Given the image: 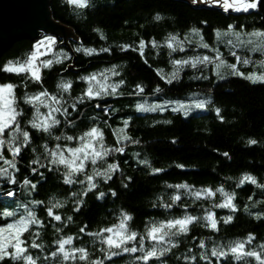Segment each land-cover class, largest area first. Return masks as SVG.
<instances>
[{
  "label": "trees",
  "instance_id": "1",
  "mask_svg": "<svg viewBox=\"0 0 264 264\" xmlns=\"http://www.w3.org/2000/svg\"><path fill=\"white\" fill-rule=\"evenodd\" d=\"M49 4L53 22L70 31L72 35L67 38L66 43L58 39L54 52L41 59H51L61 50L72 58L66 60L63 66L54 65L51 70L44 69L42 87L56 93L57 84L63 77L73 81L72 96H76L86 87L79 76L101 71L112 65H118L117 70L120 72V76L112 77V80L123 78L126 81L121 88L123 95L94 100L79 106L77 111L70 109L71 118L77 126L71 127L62 123L55 134L79 135L93 126L95 117V124L105 129L106 142L111 146L115 137L111 135V129H108L104 121L107 120L113 128H119L123 126L124 120L130 119L129 134L139 139L140 143L127 144L125 154H114L109 159V162L119 161L123 174L132 176L134 182L129 184L128 189H123L120 186L121 174L117 173L113 177L114 183L110 181L109 184L117 190L118 196L109 195L105 200L87 198L86 206L80 213L72 211L75 205L70 195L72 191H78L80 186L65 185L60 172H48L39 165L30 163L31 159L41 156L45 142L49 148H54L56 141L45 135L25 149L22 157L15 158L20 169L19 173L16 172L17 183L7 184L4 180L6 184L0 185V212L5 206H20L25 202L45 220L46 226L43 229L33 228V233L39 230V238L28 236L29 240L36 238V242L43 246L41 249H30L34 257H39L37 264H61V257L58 255L53 258L51 253L57 249L55 241L69 235L74 237L75 246L89 250L91 259H102L105 254L100 252L102 245L99 239L86 233L99 231L100 228L115 223L121 209L133 216L131 227L141 235L144 234L146 225L153 221L177 218L185 213L202 216L210 208L212 201H205L203 198L197 201L183 189L167 187L169 184L181 183H187L196 190L206 187L215 189L223 185L226 191L236 193L234 202L238 211L233 213L228 208H213L218 219L232 215L233 221L224 224L221 220L218 232H213L202 224L195 225L187 237L179 238L180 246L174 249V254H169L160 261H149L148 264H186L183 260L177 261L176 257L189 255L188 248L197 245L200 239L205 240L210 252L213 242L226 246L233 241L246 240L249 234L256 239L246 245V250L264 253V249L260 247L264 244V189L249 182L237 187L239 180L246 174L254 176L258 184H264V85L252 84L237 77L212 83L211 74L206 75L210 77L209 80L195 79L200 76L199 70L190 67L184 68L179 80L173 81L171 85L156 75V69H162L165 74L172 71L171 59L184 58L180 53L169 57V49L164 43L170 34L182 38L184 32L196 28L210 39L214 30L226 29L228 25L236 26V29H264V6L255 11L235 14L205 6H193L188 0H92L93 6L87 9L74 8L66 0H49ZM157 14L162 19L156 20ZM96 29L101 30L103 39ZM153 39L162 47L153 48L149 43L145 49L146 57H141L137 51L132 50L138 47L140 40L150 42ZM35 44L28 39L20 40L0 56V83H13L18 86V103L25 110L22 127L30 130L35 137H41L40 132L31 129L27 124L32 112L28 110L30 106L23 104V94L39 91L40 86L29 82L25 88L23 84L27 77L2 71L3 65L8 61L27 59ZM123 45H131V48L121 51ZM80 46L97 50L107 47L111 52H100L89 57L74 51ZM221 51L230 62H234V58L224 48ZM145 58L148 59V64L144 63ZM136 84L144 87V93L129 95ZM157 84L162 88L160 93L153 92ZM197 90L207 93L206 96L212 104L207 112L189 118L170 111L138 112L135 109L136 103H143L145 100L148 103L163 99L185 100L190 93ZM65 95L67 98V94ZM96 103L115 111L105 116L99 108L94 107ZM217 107L221 109L223 120L215 113L214 109ZM41 111L45 109L42 108ZM250 139H255L257 143L249 144ZM59 143L76 146V142ZM31 148H36L37 151L33 153ZM225 152L228 153L227 157L223 155ZM136 153L140 154L139 158L150 161L152 167L161 168L163 171L152 174L150 169L137 163ZM41 163H46L42 156ZM31 167H36L39 173H43L46 180L38 173H32ZM25 176L34 183L40 181L36 191H30L21 185L20 181ZM101 190L106 191V186H102ZM8 191H12L13 196H7ZM177 191L181 194V201L171 208L163 207L162 204L170 203V196ZM33 199L46 203L53 199L67 201L65 207L58 211L65 217L72 215L73 221L62 224L51 220L44 211L45 205L33 206ZM222 200L223 197L217 193L215 202ZM245 207L248 211H245ZM257 214H261V219H256ZM4 221L5 218L0 216V224ZM84 225H87L86 232L80 233L79 228ZM56 227H62L63 230L58 233ZM192 237L196 239L193 240ZM145 243L147 245L151 242ZM66 247L71 248L72 245ZM200 251L193 248L192 254L198 255ZM141 255V252L121 253L113 257L112 261L105 260V264H144L143 261L136 260ZM210 259L213 264H259L254 257L241 260L233 256ZM8 264L15 262L8 261ZM64 264L72 262L67 261ZM200 264L207 262L200 261Z\"/></svg>",
  "mask_w": 264,
  "mask_h": 264
},
{
  "label": "snow or ice",
  "instance_id": "2",
  "mask_svg": "<svg viewBox=\"0 0 264 264\" xmlns=\"http://www.w3.org/2000/svg\"><path fill=\"white\" fill-rule=\"evenodd\" d=\"M192 2L197 3L198 0H192ZM202 2L208 3L209 0H202ZM66 3L79 9H87L93 6L92 0H66ZM211 3L222 7L225 12L230 9L236 12H249L264 6V0H211ZM155 19L160 20L162 17L157 14ZM96 31L100 33L103 39L104 36L101 30L96 29ZM192 32L199 37L198 40L193 41L187 37L181 39L179 36L169 35L165 41V45L169 49V57H172L173 53L185 52L186 46L192 47L193 45L208 49L212 54H197L187 58L171 59L172 71L170 73L165 74L162 69H156V75L166 84L171 85L173 81L179 80L181 71L186 67L197 69L201 72V75L196 77V79H209L208 76L204 75V70L210 67L217 81H226L231 76L242 78L252 84L264 85V60L257 63L251 56L247 54L241 55L237 51L239 49L245 53H259L264 56V31L245 33L237 31L236 26L228 25L226 31L216 30V45H210L206 42L200 30L193 29ZM245 36H247V39L244 38ZM149 43L153 48L162 47L155 39L150 42L140 40L138 47L132 50L137 51L141 57H146L145 49ZM220 43H224L227 47L228 55L234 58V62H229L225 57V53L218 46ZM56 44L57 40L54 36H45L42 40L37 41L27 59L24 61H8L3 65L2 71L27 77L23 84L25 88L28 87L29 82L40 86L39 91L31 94L25 92L23 94V104L30 106L28 110L32 112L27 124L31 126V129L40 132L41 137H35L30 130L22 127L21 121L25 116V110L18 103V86L13 83H0V159L4 160V163L8 165V167H0V179L15 185L17 177L9 172V168L14 169L17 173L20 172L15 158L22 157L25 149H28L36 139L44 138L46 135L47 138L57 142L54 148H49L47 142L42 145L43 152L41 156L46 163H41V156L31 159L30 163L31 165H39L40 168H44L48 172H60L65 185H79V190L72 191L70 195L72 203L75 205L72 211L80 213L86 206L87 198L105 200L109 195L111 197L118 196L117 190L109 184L110 181L114 183L113 177L117 173L121 174L120 186L123 189H128L129 184L134 182L132 176L123 174L119 161L112 160V162H109V159L114 154H125L127 144H139L140 141L129 134L130 119L124 120L123 126L119 128H113L107 120L104 121L108 129H111V135L115 137L111 146L106 142L105 129L99 124H95V117H93V126L79 135L55 134L59 131L62 123L71 127L77 126L74 119L71 118L70 109L77 111L79 106L94 100L121 96L124 94L121 88L126 83L123 78L112 80V77L120 76V72L117 70L119 66L112 65L101 71L79 76V79L86 84V87L81 90L79 95L72 96L73 81L63 77L57 84L58 91L56 93L49 92L47 88L42 87L44 83L43 70H51L54 65L63 66L66 60L72 58L67 52L61 50L59 54H54L51 59H41L49 53H53ZM130 48L131 45H123L121 46V51H127ZM74 51L91 57L98 55L100 52H111V49L102 47L97 50L96 48L80 46L75 48ZM144 63L148 64L147 58L144 59ZM248 65H254L258 70L247 72L241 70V66ZM144 91L145 89L141 84H136L129 95L143 94ZM161 91L162 88L159 84L153 89L154 93H160ZM65 94H67V98ZM69 100H71V103H69ZM210 104H212L210 99H192L190 102L169 100L152 104L145 100L143 103H136L135 109L138 112H164L170 107L172 112L183 113L187 116L192 109H206ZM94 107L99 108L105 116L115 111V109L109 107H102L100 103H96ZM42 108L45 111H41ZM214 110L217 116L223 120L221 109L217 107ZM165 123H171V121H165ZM60 141L76 142V146H70L68 143H59ZM248 143L256 144L257 141L250 139ZM5 146L12 153L13 159L9 160L4 157L2 150ZM36 151V148H31V152L35 153ZM223 155L227 157L228 153L225 152ZM139 157L140 154L136 153L137 163L150 169L152 174L163 171L161 168L152 167L147 159ZM179 167H183V165H179ZM31 172L38 173L40 177L46 180L44 174L39 173L36 167H31ZM246 182L264 189V184H258L254 176L247 174L239 180L237 187L244 185ZM20 183L30 191H36L40 181L37 180L34 183L32 179L25 176ZM102 186H106V191L101 190ZM167 187L177 190L183 189L186 194L191 195L197 201L202 198L205 201H212L211 206L204 211L202 216L185 213L177 218L150 222L146 225L143 235L132 229L133 216L121 209L115 223L102 227L99 231L86 233L88 236L99 239V243L102 245L100 252L105 254L102 259H91L89 250L86 247L75 246L74 237L71 235L55 241L57 249L51 253V256L56 258L59 255L61 264L67 261H71L72 264H105V260L112 261L113 257L119 256L121 253L141 252L143 255L136 257V260L148 264L149 261H160L168 257L169 254H174V249L180 246L179 238L187 237L195 225L202 224L203 227L209 228L213 232H218L221 220L224 224H229L233 221L234 217L232 215L218 219L216 212L212 210L213 208H228L233 213L238 211L234 202L236 193L226 191L223 185L215 189L206 187L198 190L187 183L169 184ZM217 193L223 197V200L219 203L215 202ZM6 195L11 197L13 192L8 191ZM160 199L162 200L163 198L161 197ZM170 201V203H164L162 206L171 208L175 203L181 201L179 191L170 196ZM66 203L67 201L62 202L58 199L49 200L47 203L35 199L31 201L33 206L45 205L44 211L47 217L62 224L65 221H73L72 215L65 217L58 211L63 209ZM23 207L24 212L19 215L16 211L5 210L0 212V216L5 218V221L0 224V264H8V261L15 262V264H37L38 262L39 257H34L30 249H41L43 246L36 242V238L40 236L39 230L33 233V228L43 229L46 226V222L37 215L36 210L30 209L27 205ZM245 211H248L247 207H245ZM7 218H11L10 222ZM256 219H261V214H257ZM48 222L50 223L51 221ZM53 226L55 227V225ZM86 228L87 225L80 227L79 232L85 233ZM55 230L59 233L63 229L62 227H56ZM25 234L28 235L26 236ZM28 236L36 238L29 240ZM192 239L195 240L196 237H192ZM255 239L254 235L249 234L246 240L233 241L226 246L213 242L210 252L207 249L205 240L200 239L197 245L188 248L189 255L176 257V259L177 261L183 260L186 264H200V261L213 264L210 257L228 258L233 256L237 260L245 257H254L259 264H264V253L246 250V245L251 244ZM146 241L151 243L146 245ZM67 245H72V247L67 248ZM260 247L264 249V244H261ZM193 248L201 250L198 255L192 254Z\"/></svg>",
  "mask_w": 264,
  "mask_h": 264
},
{
  "label": "water",
  "instance_id": "3",
  "mask_svg": "<svg viewBox=\"0 0 264 264\" xmlns=\"http://www.w3.org/2000/svg\"><path fill=\"white\" fill-rule=\"evenodd\" d=\"M49 0H0V56L14 43L43 34L67 42L72 33L53 22Z\"/></svg>",
  "mask_w": 264,
  "mask_h": 264
},
{
  "label": "rangeland",
  "instance_id": "4",
  "mask_svg": "<svg viewBox=\"0 0 264 264\" xmlns=\"http://www.w3.org/2000/svg\"><path fill=\"white\" fill-rule=\"evenodd\" d=\"M188 2H190V4H192L193 6H205V7H208V8H213V9H217V10H220V11L225 12V11L223 10L222 7H220V6H218V5H213V4L211 3V0H209L208 3H204V2H202V0H198L197 3H193L192 0H188ZM229 11H231L232 13H235V14H238V13H246V12H236V11H233V10H231V9H230ZM250 11H255V10H250ZM193 29H196V28H192V29H189V30H187L186 32H184V33H183V37H182L181 39H184L185 37H187L188 39H191V40H193V41L198 40L199 37H197V36H195V35L193 34V32H192ZM198 30H200V29H198ZM216 30L226 31L227 28H226V29H216ZM216 30H214V33H213V35H212V37H211L210 39H207V38L203 35V33L201 32V30H200L201 34L204 36L205 41L208 42L210 45H216V44H217ZM236 30H237V31H243V32H245V33H247V32H252V31H264V29H250V30H246V29H236ZM45 36H48V35H44V36H42V37L40 38V40H42ZM244 38L247 39V36H245ZM233 39H234V37H233ZM56 40L58 41L57 38H56ZM164 46L166 47L165 43H164ZM218 46L221 48V50H222V48H224L225 51L228 52L227 47L224 45V43H220ZM237 51H238L241 55H245V54H247V55L251 56V58H252L254 61H256L257 63H259L261 60H264V56H261L259 53H255V54H253V53H245L244 51H241V50H239V49H237ZM177 53L182 54V56H183L184 58H187L188 56H191V55H197V54H203V55H211V54H212L208 49H202V48L196 47L195 45H193L192 47H187V46H186V51H185V52H177ZM177 53H173V54H177ZM169 60H170V59H169ZM229 62H230V61H229ZM241 70L247 72V71H257L258 69H257V67L254 66V65H248V66H241ZM198 73H199L198 75H201V72H200V71H198ZM208 74H211V77H212V83H216V82H218V81L216 80V78L214 77V75H213V73H212L210 67H209V69H205V70H204V75L206 76V75H208ZM230 77H231V76H230ZM209 78H210V77H209ZM237 78H239V77H237ZM195 79H196V78H195ZM241 79H242V78H241ZM207 80H209V79H207ZM206 95H207V93H205V92H203V91H200V90H197L196 92L190 93L189 96H188L185 100H180V101H183V102H190L192 99H208V97H207ZM169 100H170V99H169ZM169 100H165V99H163L162 101H157V102H152V103H162V102H164V101H169ZM171 101H176V100H171ZM152 103H149V104H152ZM207 110H208V108H206V109H202V110H201V109H192V110L189 112V114H188L187 116H185L183 113H179V112H173V113H179L183 118H189V117H191V116H193V115H197V114L205 113V112H207ZM167 111L172 112L170 107H169L166 111H164V112H159V111H157V112H159V113H165V112H167ZM5 150H6V151H5ZM2 152H3V155H4V157H5L6 159H9V160L13 159V158H12V157H13V156H12V153H11L10 151H8L7 146H5V148L2 150ZM5 152H6V153H5ZM0 167H8V165H6V164L4 163V160L0 159ZM9 172H11V173H13L14 175H16V172H15L14 169L9 168ZM5 184H6V182L4 181V179H0V185H5ZM7 184H9V183H7ZM22 203H23V204H22ZM22 203H21L20 206H19V205H17V206L15 205V206H12V207H10V206H5V208L2 210V212L5 211V210H8V211H16L18 215H19V214H22V213L24 212V207H23V206H24V205H27L25 202H22ZM28 207H29V206H28ZM29 208H30V207H29ZM30 209H31V208H30ZM7 219L11 220V218H7ZM9 222H10V221H9Z\"/></svg>",
  "mask_w": 264,
  "mask_h": 264
}]
</instances>
